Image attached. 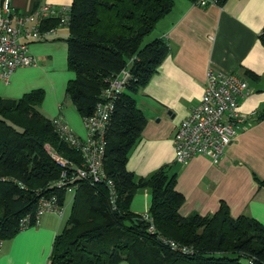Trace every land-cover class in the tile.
I'll list each match as a JSON object with an SVG mask.
<instances>
[{"label": "trees", "instance_id": "trees-1", "mask_svg": "<svg viewBox=\"0 0 264 264\" xmlns=\"http://www.w3.org/2000/svg\"><path fill=\"white\" fill-rule=\"evenodd\" d=\"M71 2L64 40L65 64L74 76L64 88L65 100L84 119L92 115L113 77L128 71L105 124L101 175L98 180L77 177L76 168L84 163L82 153L62 140L54 117L41 111L44 91L33 89L15 99L0 97V246L37 225L38 202L54 198L59 206L70 205V210L53 239L48 264H264L263 224L245 215L231 218L223 204L207 217L183 216L184 197L175 187L174 170L161 167L148 177H137L126 168L146 123L135 95L170 52L163 37L142 42L171 10L173 0ZM45 23L49 27L57 21ZM258 39L264 45V28ZM262 107L259 118L264 116ZM255 179L264 188V178ZM141 188L151 194L147 211L153 232L129 208ZM24 219L27 226L21 228ZM163 239L177 244V249Z\"/></svg>", "mask_w": 264, "mask_h": 264}, {"label": "crops", "instance_id": "crops-1", "mask_svg": "<svg viewBox=\"0 0 264 264\" xmlns=\"http://www.w3.org/2000/svg\"><path fill=\"white\" fill-rule=\"evenodd\" d=\"M71 1L8 0L17 13L32 12L43 3L70 6ZM173 2L151 33V39L163 37L170 52L135 95L146 123L126 168L137 177H148L161 167L174 170L175 187L184 197L183 216L207 217L223 204L231 218L245 215L264 225V188L255 179L264 178V116L259 118L264 106V45L258 39L264 28V0H225L222 5L203 7L188 0ZM67 36L68 30L61 28L54 39L30 42L28 49L36 64L17 67L7 81L0 80V97L15 99L41 89L44 115L59 116L76 136L84 138L83 118L64 98L66 83L74 76L65 64ZM208 69L231 73L246 82L249 91L239 96L236 107L244 121L218 163L201 155L178 163L174 132L198 104ZM150 198L148 188L139 189L131 198L130 211L148 212ZM59 219L53 212L44 213L37 225L1 241L0 264H48L53 239L61 230Z\"/></svg>", "mask_w": 264, "mask_h": 264}, {"label": "built area", "instance_id": "built-area-1", "mask_svg": "<svg viewBox=\"0 0 264 264\" xmlns=\"http://www.w3.org/2000/svg\"><path fill=\"white\" fill-rule=\"evenodd\" d=\"M218 0H198L195 5L205 6L217 3ZM70 6H54L43 3L32 12L17 13L9 5L8 0L0 2V80L7 81L11 72L17 67H28L36 64L30 54L28 44L32 41L54 39L57 32L68 30L70 21ZM56 20V25L46 26L47 20ZM128 71L122 70L111 80L108 87L103 90L100 100L92 115L83 119L86 137L78 139L67 127V124L59 117L53 119L54 128L59 136L70 146L77 148L82 153L84 163L76 168L77 177L91 176L98 180L101 175V161L105 139V124L109 118V112L113 108L114 95L125 83ZM246 82L236 75L208 69L203 87L202 96L198 104L179 121L173 137V145L176 151V161L184 163L194 155H201L210 159L212 163H218L224 155L227 145L235 135L236 128L244 120V116L237 111L238 98L248 93ZM63 165L66 161L56 157ZM60 183L59 185H61ZM112 187V183L108 182ZM72 187L66 190L71 192ZM114 195V190L110 189ZM34 224H38L39 215L44 212H53L60 218L64 214L65 206H59L54 198H41ZM148 222V231H155L148 212L140 215ZM27 226L26 220L20 222V227ZM172 250L177 249V244L163 239Z\"/></svg>", "mask_w": 264, "mask_h": 264}, {"label": "rangeland", "instance_id": "rangeland-1", "mask_svg": "<svg viewBox=\"0 0 264 264\" xmlns=\"http://www.w3.org/2000/svg\"><path fill=\"white\" fill-rule=\"evenodd\" d=\"M151 38H152V36H151V34L150 35H148V36H146L145 38H144V40H143V42H142V45L143 44H146L148 41H149V39L151 40ZM44 41H49V40H44ZM69 72V74L71 75V73L73 74V72H70V71H68ZM69 101V100H68ZM69 199V196L67 197V200ZM69 210H70V205H66V207H65V211H64V214H62L63 216H62V218L61 219H59V223H60V229L62 228L61 226H63V224L65 223V221H66V219H67V217H68V215L67 214H69ZM58 219V218H57Z\"/></svg>", "mask_w": 264, "mask_h": 264}]
</instances>
